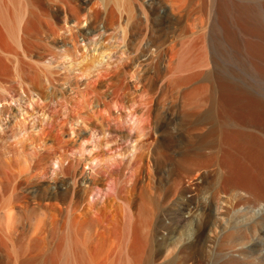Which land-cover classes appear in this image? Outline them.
<instances>
[{"label": "rangeland", "instance_id": "374dc122", "mask_svg": "<svg viewBox=\"0 0 264 264\" xmlns=\"http://www.w3.org/2000/svg\"><path fill=\"white\" fill-rule=\"evenodd\" d=\"M210 1L0 0V264H264L223 139L257 130L264 0Z\"/></svg>", "mask_w": 264, "mask_h": 264}, {"label": "bare ground", "instance_id": "6f19581e", "mask_svg": "<svg viewBox=\"0 0 264 264\" xmlns=\"http://www.w3.org/2000/svg\"><path fill=\"white\" fill-rule=\"evenodd\" d=\"M241 7L238 2H234L233 5H231V9L233 11H236V13L241 12ZM226 8H227V4L224 2V0H211L210 11H209L210 16L218 20L221 18L219 14L222 13V11H224ZM243 30L245 31V29ZM226 86L229 87V85ZM229 88L231 89L232 87ZM241 93L243 94L244 97L246 98L249 97L246 96L245 91L241 90ZM253 106L254 108L252 109H254V111L246 112V113H234L233 116L236 120L241 121L242 125H248V124L253 125L257 127V130L248 127H240V126H236L232 128L223 127L224 142L230 147V149L234 148L236 151V152L235 151L231 152L228 150L225 153L224 160L227 164H229L228 166L230 168L228 172L229 173L228 179H230L232 183L233 182L243 183L248 188L246 189L251 191L248 192L250 193L254 192L255 198L258 197L259 199H264V100L260 97H254ZM247 120L249 121V123L247 122ZM244 122H246L247 124H245ZM138 135L140 136V133H138ZM239 157L251 158L252 161L254 160L256 162L255 163L256 167L253 170L248 171L247 169H250L251 167L246 169L240 167L242 164L240 165L239 161H238L239 166L237 164L236 166L238 167L234 166L235 165L234 162L235 161L237 162V159ZM79 179L83 180V177L80 176ZM241 192L240 195L241 194L244 195V193ZM244 192L245 194H247L246 191ZM202 207H206V204L204 203ZM206 209H210V206H207ZM183 220L184 219L175 216L174 220L172 221V224L178 226L181 224Z\"/></svg>", "mask_w": 264, "mask_h": 264}]
</instances>
